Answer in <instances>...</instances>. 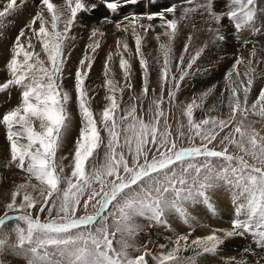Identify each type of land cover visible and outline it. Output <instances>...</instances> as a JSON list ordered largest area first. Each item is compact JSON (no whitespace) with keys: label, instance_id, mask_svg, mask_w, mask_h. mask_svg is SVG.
Segmentation results:
<instances>
[{"label":"snow or ice","instance_id":"obj_1","mask_svg":"<svg viewBox=\"0 0 264 264\" xmlns=\"http://www.w3.org/2000/svg\"><path fill=\"white\" fill-rule=\"evenodd\" d=\"M136 3L137 0H101L100 6L110 14H116L122 7ZM39 4L40 10L26 25L32 36H28L24 29L16 36L7 62L11 78L0 83V92L13 86L21 89L19 105L6 112L0 124L7 128L10 145L8 164L25 173L27 179L26 183L17 185L6 205L8 210L23 214L10 216L5 213L0 216V227L13 219L27 225L26 230H17L18 243L15 245V249L24 254L27 264H148V255L153 256L156 264H180L179 253L182 242L185 249L188 247L187 236H178L173 242L175 246L167 252L155 255L149 253L145 246V250L135 257L129 256L128 249L133 245L123 237L130 239L137 234L136 217L166 224V213L174 212L187 223V205L204 203L211 206V197L221 182L238 189L237 195L243 200L236 203V218L231 229L214 231L206 237L192 240L191 245L202 250L203 254L216 253L229 240L250 235L257 246L264 247V132L247 123L250 114L258 112L264 116V89H260L256 100L249 106L255 75L251 67L253 61L248 60V66L241 73L239 66L244 61L237 57L232 69L225 74L228 83L227 119L217 116L195 119L194 109L202 108L212 89L201 93L198 100L194 98L187 103L183 116L187 118L188 136L183 131L174 134L170 130L162 108L165 89L170 100L175 99L173 88L178 90L190 74L183 68V55L175 65L181 72L179 80L172 66V44L181 22L191 13L200 12L201 15L206 13L216 24L226 15L237 32L251 30L256 20L255 0H231L226 13L214 10V0H204L194 6V0H187L190 6L183 8L179 17L176 16L175 5H169L158 13L146 16L133 14L131 19L124 16L122 21L116 22L118 31L127 33L131 29L134 37L135 55L142 73L141 93L136 99L142 100L154 90L149 82L152 69L142 53V36L137 33L136 25L146 18L150 22L147 26L139 23L146 33L154 27L151 22L159 19V26L164 31L157 35V40L161 35L167 38L166 42L160 43L162 61H156L161 65L158 69L160 96L152 100L155 110L149 122L137 115L136 104L128 109L121 108L124 91L132 90L134 85L131 82L132 65L123 55L129 52V45L118 39L117 55L120 56L119 68L124 84L116 82L111 73L110 53L104 64L107 103L97 121L86 83L94 55L89 56L86 51L74 74L73 86L82 125L75 142L70 176H62L64 167L56 162L70 119L68 103L71 95L62 84L65 44L79 16L96 11L98 5L92 2L89 6L85 0H64L63 5L52 0H39ZM16 7L17 0H7L0 10V18L14 12ZM169 14L173 18L169 19ZM103 19L112 22L108 17ZM37 22L38 28L34 27ZM97 35L102 36L103 33L93 29L90 38ZM33 37L39 42L46 61L41 59L40 52L35 51ZM216 39L223 40L224 36L217 33ZM99 47L100 42L95 40L88 46L93 54ZM188 48L189 45L185 44V52ZM202 51L191 57L188 69L192 68ZM251 55L255 56V48ZM152 110L150 107L149 111ZM120 112L123 115L118 119ZM162 118L163 129L160 128ZM225 130H228L227 134H223ZM101 131L107 133L106 145ZM217 143L222 150H216ZM102 145L106 147L104 161L97 166L91 158L98 154L97 150ZM229 145H234L243 155L230 154ZM200 158H203V163L199 162ZM209 158H220L225 163L217 170ZM86 164L92 165L91 171H86ZM33 180L36 183H32ZM65 182L66 187H62ZM81 206L85 212L91 207L92 214L79 215ZM37 207L41 213H49L50 218L46 222H42L39 216L33 217L31 210ZM54 210L55 216H52ZM109 220L115 225V231H110ZM117 233L122 236L119 250L114 247ZM159 247L164 249L165 245ZM0 249L7 250L4 240H0ZM244 251L247 253L250 249ZM53 252L58 254V258H54ZM257 264H264V260Z\"/></svg>","mask_w":264,"mask_h":264},{"label":"rangeland","instance_id":"obj_2","mask_svg":"<svg viewBox=\"0 0 264 264\" xmlns=\"http://www.w3.org/2000/svg\"><path fill=\"white\" fill-rule=\"evenodd\" d=\"M52 2L57 5H63L64 0H52ZM85 2L89 3V6L92 2L96 3L98 5L97 10L94 12L89 11L88 13L79 16L78 20L72 27L69 33V39L65 44V70L63 73L62 84L64 89L70 93L71 99L68 103V112L70 116L68 127L65 129L61 147L56 155V162L62 164L64 167V172L61 174L62 176L71 175L75 142L79 136L82 125L73 85L75 70L85 52L87 51L89 56L94 55V64L86 83L91 96V108L97 121H99L102 109L107 103L105 96L108 94L104 87L105 61L111 53V73L115 81L120 85H123L124 78L121 69L119 68L120 56L117 55V40L119 39L127 42L130 50L129 52L123 53V55L132 65L133 72L131 82L134 87L132 90L124 91L121 108L128 109L133 104H136L137 115L142 116L145 122H149L153 117L155 110L154 105H152V100L160 96L158 69L161 65L157 64L156 61L157 59H161L162 61L160 43L166 42L167 38L161 35L160 40H157V35L161 34L164 29L159 26V19H154L151 22L154 27L146 33L143 32L139 26V23H143L145 26L150 23L146 18L142 19L136 25L137 33L142 36V53L149 61L152 69L149 75V82L150 88L154 90V92L150 91L148 96L142 98V100H137L136 97L140 96L142 88V73L139 67V59L135 55V40L131 29H129L127 33L118 31L115 27V23L122 21L124 16H128L131 19L133 14H144V16H146L147 14L158 13L169 5H175L177 9L176 16L179 17L181 10L190 6L187 4V0H137L136 4L124 6L118 13L110 14L104 7L100 6L101 0H85ZM203 2L204 0H194L192 6L196 3ZM6 3L7 0H0V10H3ZM255 4L256 20L254 27L251 30L245 29L241 32H237L234 28V24L226 15L222 16L219 24H216V22L206 13L201 15L200 12L191 13L187 19L181 22L179 26L180 30L172 44V66L176 79L179 80L181 72L175 68V65L179 63V58L183 55V68L190 74L181 82V86L178 90L173 88V91H175V99L170 100L167 95V89H165L162 104L167 125L174 134L183 131L185 136L189 135L187 118L183 116V111L187 103L191 102L194 98L198 100L200 94L208 89H212V93L204 100L202 108L194 109L195 119L198 121L205 116H217L222 119L228 118V92L226 90L228 83L225 80L224 73L229 69L227 66H232L235 63L237 57L242 58L244 61V63L240 65L242 66V70L248 66V60L253 61L251 67L254 69L255 75L253 86L248 98L249 106L256 100V95H258V93L253 95V92L255 91L254 89L257 87L259 88L260 85L262 88L264 85V81H262L264 66H260V63L264 58V31L262 30L264 25L261 24V20L264 18V0H255ZM230 5L231 0H214V10L217 13H226L229 10ZM39 10V0H17L16 10L11 14L0 18V83H4L11 78L7 69V62L10 59L11 49L14 45L16 36L21 29H24L28 33V36H32L31 31L27 29L26 25H28L31 18ZM65 15H67V13H65ZM104 17H108L112 22H106L103 19ZM168 18L171 19L173 17L169 14ZM123 22L128 23V21ZM34 27H39L38 22ZM62 27L63 26L60 25L61 30ZM93 29H99L103 35H97L94 38H90ZM217 33L224 36V39L217 40ZM189 37H191V40H189ZM23 39L25 38H22V40ZM94 40L100 42V47L96 50L95 54H93L91 49L88 48L90 44H93ZM245 40L247 43H244ZM32 43L35 51L40 52L41 59L46 61V57L41 51L39 42L34 37ZM185 44L189 45L187 52L184 50ZM254 48L255 56H252L251 53ZM201 49H203L201 55L195 61L192 68L188 69V61ZM20 99L21 89L17 87L13 86L0 92V119H2L6 112L17 107L20 103ZM150 107L153 109L152 111H149ZM119 115H123V112L118 114V119ZM163 119L164 118H162L160 123L161 129L165 127ZM247 123H250L257 130L262 132L264 130V116L259 115L258 112L255 115L250 114L247 117ZM181 125H183V127H181ZM227 132L228 130H225V133L223 134H227ZM101 136L104 140V145H106L108 138L107 133L101 131ZM104 145L97 150L98 154L91 158L95 160L97 166L104 161L106 152V147ZM216 150H222V146L218 143L216 144ZM124 151L127 155L126 148ZM228 151L233 155H243V153H241L234 145H229ZM245 158L250 159L248 157ZM9 160L10 145L7 140V128L3 124H0V216L5 213L10 216L23 214L13 212L6 208L7 203L11 200V193L16 189L17 185L27 182L26 174L14 165L9 166ZM199 162L203 163V158H200ZM209 162L217 170L221 169L222 165L225 163L220 158H209ZM250 162L252 161L250 160ZM91 169L92 165L86 164V171H91ZM32 183L36 182L33 180ZM62 187H66V182ZM220 189L229 192L228 196L233 202H243L242 198H239L237 195L239 191L238 189H233L232 187L224 185L222 182L217 185V191ZM28 191L31 192L32 189L29 188ZM19 199L20 198H18V201ZM78 211L79 215H85L92 214L93 209L89 207L87 212H85L81 206ZM31 212L34 218L39 216L42 222H46L50 218L49 213L47 211L41 213L39 207L31 210ZM52 216H55V210L53 211ZM164 219L167 221L166 224H156L147 218L136 217L134 219V224L139 230H137V234L130 238L128 242L131 243V239L136 240L138 253L135 252V254L137 255L145 250V246L149 253L159 255L161 251L167 252L171 250L175 246L173 242L178 236H187L188 247L185 249L182 242L179 255L181 257L180 264H188V261L193 255V245H191V241L196 239L195 227L192 225L190 216L187 223H185L183 218L174 212L166 213ZM97 226H99V222H97ZM109 226L110 231H115V225L112 224L111 220H109ZM19 228H24L26 230L27 225L16 219L8 221L4 227H0V240H4L7 246V250L0 249V264H27V259L24 254L18 249H15V245L18 243L17 230ZM120 235V233H117L114 241V247L117 250L121 248V240L119 239ZM233 241L232 246L235 247L234 249L237 247L236 252L248 257L256 255L253 251H255L256 247H260L252 241L250 236L247 238L246 235L243 238H234ZM160 245H165V248L161 249L159 247ZM25 247H27V245ZM133 248L134 247L130 248V250ZM246 248L250 249L247 253L244 251ZM49 251L52 252L53 250L49 249ZM132 252L128 249L129 256L135 257L136 255L132 254ZM195 253L196 251H194V254ZM53 256L54 258H58V254H55L54 252ZM151 256L152 255L146 256L148 264H156V261L153 258L147 259ZM202 258V256L200 258L199 256H196L197 261L195 263L207 264V259ZM152 260L154 261L151 262Z\"/></svg>","mask_w":264,"mask_h":264},{"label":"bare ground","instance_id":"obj_3","mask_svg":"<svg viewBox=\"0 0 264 264\" xmlns=\"http://www.w3.org/2000/svg\"><path fill=\"white\" fill-rule=\"evenodd\" d=\"M261 24L264 25V18L261 20ZM264 31V27L262 28ZM260 66H264V58L262 59V62L260 63ZM229 69L226 70V73H228L232 66H227ZM240 72L243 73L242 66H239ZM262 81H264V75L262 78ZM260 89H264V85L261 88L260 87L254 89L253 95L259 94ZM242 95V93H241ZM258 95H256L257 97ZM228 105V102H227ZM264 132V130H263ZM229 192L226 190L220 189L216 192V194L211 197L212 199V205H206L203 203L200 204H190L187 205L188 213L190 216V219L192 221V225L195 227V237L202 238L206 237L207 235L212 234L214 231H224V230H230L233 219L236 218V202H233L229 198ZM243 218V217H241ZM7 224V223H6ZM4 227V226H3ZM137 230H139L137 228ZM193 232V231H192ZM247 238L250 235H246ZM251 238V237H250ZM119 239H122V236H119ZM123 239H128L126 236L123 237ZM252 239V238H251ZM131 244L133 245V249L129 251H133L132 254H135V252L138 253L137 249V243L135 239H131ZM234 239L229 240L224 245H222L216 253H209V254H203L202 250L197 249L195 246H192L193 255L191 256L190 260L188 261V264H196L197 261L196 256H199V258L202 256L204 259H207V264H240V262H245V264H257L258 261L264 260V247H256L253 256H245L240 255L236 252L235 247L232 246V242ZM252 241H254L252 239ZM236 242V241H235ZM154 243V242H153ZM140 244V243H139ZM194 251L196 253L194 254ZM198 252H201V254L197 255ZM186 256V255H185ZM188 256V255H187ZM153 256L147 258L152 259ZM202 258V259H203ZM201 259V260H202ZM152 260L151 262H153Z\"/></svg>","mask_w":264,"mask_h":264}]
</instances>
